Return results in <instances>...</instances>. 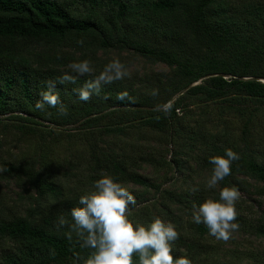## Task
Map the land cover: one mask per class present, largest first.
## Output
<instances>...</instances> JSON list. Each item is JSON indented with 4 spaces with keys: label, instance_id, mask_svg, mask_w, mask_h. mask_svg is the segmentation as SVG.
Wrapping results in <instances>:
<instances>
[{
    "label": "trees",
    "instance_id": "trees-1",
    "mask_svg": "<svg viewBox=\"0 0 264 264\" xmlns=\"http://www.w3.org/2000/svg\"><path fill=\"white\" fill-rule=\"evenodd\" d=\"M235 1L0 0V181L14 182L28 200L16 210L0 194V264H85L95 250L82 246L71 209L82 207L80 197L90 194L94 182L105 175L121 185L160 193V186L138 174L142 162L174 163L181 171L184 156L192 158L198 150L202 167L212 172L210 158L224 156L230 148L239 159L211 199L219 201L225 187L253 189L264 199V125L256 119L264 107V1L240 0L239 10ZM99 51L131 52L149 64H164L169 75L157 79L146 93L130 89L121 79L100 81L98 92L80 100L79 90L101 72L79 74L69 66ZM64 74L72 80L61 82ZM50 88L58 104L37 107ZM192 100L218 104L239 116L240 125L216 133L201 127L199 134L191 135L184 122ZM72 126L76 132L67 136L78 142L69 151L67 168L53 151L41 149L39 156L17 159L10 153L12 145L3 149L8 139L31 144L48 138V146L63 134L61 128ZM186 132L188 143L181 138ZM133 135L145 142L152 138L162 149L172 145L171 160L115 147L123 142L119 138ZM70 176L82 186L70 184ZM162 193L188 211L208 200L199 192ZM146 211L143 218L130 207L127 216L134 225L146 227L154 220ZM233 222L264 238V220L247 226L237 212ZM190 227L191 233L178 234L172 242L174 259L186 256L199 264L209 250L205 242L210 234L203 223ZM257 258L238 259L239 264L251 259L261 264ZM133 264H139L138 253Z\"/></svg>",
    "mask_w": 264,
    "mask_h": 264
},
{
    "label": "rangeland",
    "instance_id": "rangeland-1",
    "mask_svg": "<svg viewBox=\"0 0 264 264\" xmlns=\"http://www.w3.org/2000/svg\"><path fill=\"white\" fill-rule=\"evenodd\" d=\"M234 7L237 10L240 9V0L234 2ZM77 56L80 57L79 54ZM114 59H119L127 70V75L121 80L125 82L126 86L138 93H146L156 83L157 79H164L169 75V69L164 64H149L144 58L131 52L99 51L94 56L86 58L89 61L91 69L97 72H103L105 66ZM107 75L111 76L113 74L108 73ZM181 94L183 93L179 95ZM187 109L189 115L184 124L187 130L192 132L191 135H195V133L199 134L201 127L205 132L216 133L227 126L235 128L241 122L239 116L232 114L228 110L225 111L218 104H206L192 100L189 101ZM183 113L184 111L181 112V115ZM258 118L261 125H264V107L256 114V119ZM60 131H63V134L56 140H53L48 146L44 144L48 138L44 141H32L31 144H14L8 139L3 149L7 151L12 145L10 153L17 159H24L34 155L39 156L41 149H43V153L53 151V154L59 155V163H64L65 168H67L68 160L70 159V155H72L69 151L76 146L78 140L75 139L76 142L67 136V133L71 131L72 133L76 132L75 127L61 128ZM187 133L181 136L182 141L185 143H188L186 140ZM254 133L255 137H257V130ZM119 139L123 140V142L117 143L115 147H119L128 153L132 151L135 154L141 151L145 158L155 157L158 160L163 158L167 162L172 158V151L174 149L172 145H169L167 150L162 149V146L156 140L151 141V138L149 142L139 141L137 140V135H133L131 139ZM109 141H113V139H109ZM75 155L79 154L76 153ZM192 155V158L184 156L181 171L174 166V163L171 166H164L162 163L151 165L148 162H142L140 164L141 167L137 170L138 174L148 182L160 186L161 192L157 194L152 188L145 189L140 185L123 184L122 186L131 192L136 200V204L130 206L132 211H138L139 216L146 218L148 216L146 210H148L154 218L159 217L166 223L171 222L178 234L187 235V233H191L190 224L194 222L193 215L194 213H198V210L188 211L186 208H183V205L169 202L165 200V196L163 195L165 192H162L167 190L173 193L184 194L191 192L192 195L195 192H199L207 199H211L214 196L215 192L219 189L218 183L213 188L208 187V181L212 176V172L202 167L198 150L192 153ZM69 183L78 187L82 186L74 176L69 177ZM249 183L257 185L253 181H249ZM90 190L93 193L95 191L94 186H91ZM0 194L6 205L16 210H20V208L28 203V200L24 198V193L12 181H0ZM20 195L22 198H19ZM165 202L168 204H164ZM235 208L247 220L249 223L247 226L250 223L256 224L264 220V199L259 198L253 189H250V192H239V197L235 201ZM252 232L251 228L239 226L238 230L231 232L228 240L217 239L212 235L208 236L205 243L208 245L206 247L209 250L202 255V260L199 264H209L212 261L214 264H239L238 258L245 255L257 256V259L261 258V264H263L264 238H260ZM3 247L4 245L0 243V251ZM247 262L249 264H257L253 259Z\"/></svg>",
    "mask_w": 264,
    "mask_h": 264
},
{
    "label": "clouds",
    "instance_id": "clouds-1",
    "mask_svg": "<svg viewBox=\"0 0 264 264\" xmlns=\"http://www.w3.org/2000/svg\"><path fill=\"white\" fill-rule=\"evenodd\" d=\"M79 74L92 71L89 61L75 62L69 66ZM108 73L113 75L108 76ZM127 75L124 64L119 59L110 61L95 81L86 82L79 90V99L87 101L94 92L99 91L100 81L110 83ZM72 77L64 74L62 81H71ZM123 99V95L119 97ZM59 98L50 88L41 94L37 107L47 104L55 107ZM239 159V154L232 149H226L224 156L210 158L214 166L208 187L213 188L219 181L231 173V164ZM95 191L80 197L82 207L71 209L76 232L83 237V247L95 251L85 264H133V254H139V264H192L186 256L175 255L172 242L178 239V232L171 222H164L159 217L154 218L147 228L139 223L135 225L128 218L130 206L136 200L121 183L112 176L105 175L94 182ZM239 192L235 187H225L221 190L219 201L208 199L194 213L197 224L203 223L209 234L217 239L228 240L231 232L238 230L235 201ZM65 223L60 219V225ZM86 233V235H85Z\"/></svg>",
    "mask_w": 264,
    "mask_h": 264
}]
</instances>
